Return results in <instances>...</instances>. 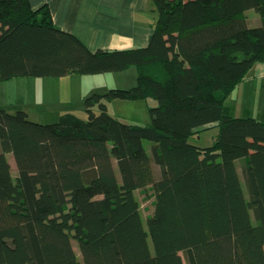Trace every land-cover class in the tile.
Here are the masks:
<instances>
[{
  "label": "trees",
  "instance_id": "1",
  "mask_svg": "<svg viewBox=\"0 0 264 264\" xmlns=\"http://www.w3.org/2000/svg\"><path fill=\"white\" fill-rule=\"evenodd\" d=\"M152 1L147 46L91 52L47 5L0 0V83L137 76L85 98L86 118L0 109V264H264V121L224 113L264 61V0ZM150 100L145 125L109 113Z\"/></svg>",
  "mask_w": 264,
  "mask_h": 264
},
{
  "label": "rangeland",
  "instance_id": "2",
  "mask_svg": "<svg viewBox=\"0 0 264 264\" xmlns=\"http://www.w3.org/2000/svg\"><path fill=\"white\" fill-rule=\"evenodd\" d=\"M251 14L252 13H249L248 16ZM128 72L129 73H124L125 75H121L122 73H105L87 76L70 75L65 77L68 79L14 78L0 83V109H5L9 113H15L17 110L21 109L25 110L36 123H53L64 113H74L81 118H86L83 100L93 95L91 93V95L88 94L87 96L85 94L87 93V89H89L90 86L95 87L97 85L106 84L114 79L117 82L123 80L124 84H120L123 85V88L134 87L136 84L131 85L129 81L131 79L133 80V77H137L136 71L133 68V70ZM155 105L156 103L152 100L148 101V103L147 101H114L109 107V113L114 117H119L125 123H139L145 125L150 120L149 109ZM252 106L253 104H251V102H245L241 98L238 99L235 97V93H233L225 101L224 113L236 117H254L252 112H249ZM255 117L264 121V112L260 106L257 107ZM217 133V128H209L202 131L199 137L192 139L191 143L200 147H209L213 144L214 137ZM43 138L42 136L41 139ZM145 145L148 146V143H145ZM8 160L12 166V175L15 177L17 175V169L13 156L8 155ZM136 198L140 204L141 216L144 220V226L146 227V218L152 208L149 209V205L143 203L139 194L136 195ZM73 247L81 259L78 245L75 241H73ZM81 264H83L82 261Z\"/></svg>",
  "mask_w": 264,
  "mask_h": 264
},
{
  "label": "crops",
  "instance_id": "3",
  "mask_svg": "<svg viewBox=\"0 0 264 264\" xmlns=\"http://www.w3.org/2000/svg\"><path fill=\"white\" fill-rule=\"evenodd\" d=\"M29 1L35 10L47 5L54 25L77 37L91 52L147 46L158 17L152 0ZM130 70L133 68L121 72V75L129 73ZM123 82L114 79L103 85L90 86L85 94L88 96L91 93H104L124 84ZM136 83L134 77L129 81L131 85ZM122 86L119 87L123 88ZM234 93L236 98L253 104L249 112L255 113L258 107L256 105L264 104V61L254 65L248 79Z\"/></svg>",
  "mask_w": 264,
  "mask_h": 264
}]
</instances>
